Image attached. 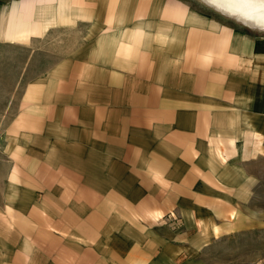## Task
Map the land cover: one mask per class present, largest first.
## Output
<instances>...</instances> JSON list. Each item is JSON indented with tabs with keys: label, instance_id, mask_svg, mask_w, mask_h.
Instances as JSON below:
<instances>
[{
	"label": "crops",
	"instance_id": "0c3cea01",
	"mask_svg": "<svg viewBox=\"0 0 264 264\" xmlns=\"http://www.w3.org/2000/svg\"><path fill=\"white\" fill-rule=\"evenodd\" d=\"M262 188L264 30L197 0H0V264H184L256 239Z\"/></svg>",
	"mask_w": 264,
	"mask_h": 264
},
{
	"label": "rangeland",
	"instance_id": "374dc122",
	"mask_svg": "<svg viewBox=\"0 0 264 264\" xmlns=\"http://www.w3.org/2000/svg\"><path fill=\"white\" fill-rule=\"evenodd\" d=\"M254 204L262 209L256 212L255 216L264 220V188L261 189L260 196H257ZM171 219H174L171 222L174 224L181 220L178 216H172ZM260 231L256 239H250L253 240L251 243H248L250 240L246 238H239L237 243L225 241L221 245L215 244L213 249L204 252L203 255L193 251L192 255L188 254V261L184 264H264V229Z\"/></svg>",
	"mask_w": 264,
	"mask_h": 264
},
{
	"label": "bare ground",
	"instance_id": "6f19581e",
	"mask_svg": "<svg viewBox=\"0 0 264 264\" xmlns=\"http://www.w3.org/2000/svg\"><path fill=\"white\" fill-rule=\"evenodd\" d=\"M215 10L240 23L260 29L258 20H264V0H207Z\"/></svg>",
	"mask_w": 264,
	"mask_h": 264
},
{
	"label": "clouds",
	"instance_id": "9594fccd",
	"mask_svg": "<svg viewBox=\"0 0 264 264\" xmlns=\"http://www.w3.org/2000/svg\"><path fill=\"white\" fill-rule=\"evenodd\" d=\"M197 2L205 7H209V9L211 10V5L207 2V0H197ZM257 23L260 30H264V20H258Z\"/></svg>",
	"mask_w": 264,
	"mask_h": 264
}]
</instances>
